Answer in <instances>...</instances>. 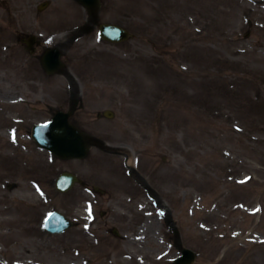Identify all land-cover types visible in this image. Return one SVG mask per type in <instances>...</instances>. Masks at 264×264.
<instances>
[{
    "label": "rangeland",
    "instance_id": "1",
    "mask_svg": "<svg viewBox=\"0 0 264 264\" xmlns=\"http://www.w3.org/2000/svg\"><path fill=\"white\" fill-rule=\"evenodd\" d=\"M43 1L0 0V17L37 30L43 47L87 23L75 0L38 11ZM99 20L133 36L106 42L94 26L65 50L85 92L70 120L120 155L40 149L31 128L68 107L67 79L20 45L0 55V264H173L171 222L193 264H264V0H101ZM103 109L114 117L98 118ZM128 155L155 199L129 178ZM62 170L84 186L59 194ZM53 209L76 225L46 232Z\"/></svg>",
    "mask_w": 264,
    "mask_h": 264
},
{
    "label": "water",
    "instance_id": "2",
    "mask_svg": "<svg viewBox=\"0 0 264 264\" xmlns=\"http://www.w3.org/2000/svg\"><path fill=\"white\" fill-rule=\"evenodd\" d=\"M84 7L88 9L90 23L97 21V12L100 6V0H77ZM46 3H43L41 7H44ZM92 25H87L80 30V32L74 34L71 38V42L83 33L88 32ZM100 36L106 40L112 42L124 41L130 37V33L124 27L114 23H100L99 25ZM60 47H53L46 51L42 58L43 66L48 73L61 72L69 81H72L73 77L64 68V63L60 60ZM76 101V100H75ZM73 111H57L51 118V120L36 124L33 127V138L43 148L48 149L54 155L61 158H79L84 157L87 154L89 145H97L103 150H110L111 148L103 141L91 137L89 134L82 132L76 126L68 121L70 113ZM106 115L110 116L112 113L105 111ZM78 178L75 174L64 171L57 180L56 186L61 191L68 190ZM74 223L66 216L58 211H53L45 220V227L50 232L60 233L73 226ZM115 235L119 232L116 228L112 229ZM175 232L178 236L177 230ZM181 254L174 260V264H192L195 259V252L189 248L181 247Z\"/></svg>",
    "mask_w": 264,
    "mask_h": 264
},
{
    "label": "flooded vegetation",
    "instance_id": "3",
    "mask_svg": "<svg viewBox=\"0 0 264 264\" xmlns=\"http://www.w3.org/2000/svg\"><path fill=\"white\" fill-rule=\"evenodd\" d=\"M0 21H2V22H0V31H2V33L0 32V55H1V53H3V54H7V53L14 54V52L17 51V48L20 45L30 58H36L39 61H41V56H42L43 52L45 51V47H43V40L41 37H36L34 39L30 38V35L37 33V30L26 31L24 29H20V28H18L17 23H15V22L11 23L10 18L7 19V18L0 17ZM9 93H10V91H9ZM77 93L79 95L81 94V96L85 94V92H84V90H82V88H80L79 92H77ZM82 99L83 98H81L78 101V104H77L74 112L72 113V115L75 113V111L78 108H81L82 103H80V101ZM4 119H5L6 123H10V124L12 123L11 119H6V118H4ZM6 125L7 124L2 123L3 127ZM9 129H10V127H8L7 131H9ZM2 130H4V129H2ZM16 130H17V128L14 129V132H16ZM112 145L117 146L118 144H112ZM0 151H1V153H4L2 150H0ZM136 167L137 166H135V168H133V169H130L129 166H126V172L129 176V178H131V180L137 186H140L146 192V195L149 198L155 199L156 196L158 195L156 189L153 186H151L147 180H144L145 178L143 179L142 172H140ZM175 186L178 187V185H176V184H175ZM133 191L139 192L140 188L137 190L133 186Z\"/></svg>",
    "mask_w": 264,
    "mask_h": 264
},
{
    "label": "bare ground",
    "instance_id": "4",
    "mask_svg": "<svg viewBox=\"0 0 264 264\" xmlns=\"http://www.w3.org/2000/svg\"><path fill=\"white\" fill-rule=\"evenodd\" d=\"M23 2H25V1H23ZM26 13V12H25ZM24 13V14H25ZM59 38H61V36H57L56 38H55V40H54V43L55 42H59V40H57V39H59ZM133 161H134V158L132 159V157L129 155V157H128V162L127 163H131L132 165H133ZM202 176H204V175H202ZM205 177V176H204ZM196 186H197V182H196ZM195 187V183H193V188ZM200 188H202V187H198L197 186V189L199 190ZM201 190V189H200Z\"/></svg>",
    "mask_w": 264,
    "mask_h": 264
}]
</instances>
